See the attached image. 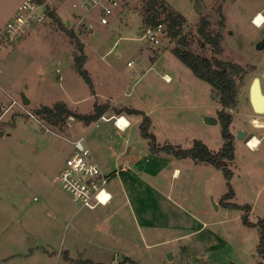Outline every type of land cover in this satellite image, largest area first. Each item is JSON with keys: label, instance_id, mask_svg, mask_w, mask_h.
Returning a JSON list of instances; mask_svg holds the SVG:
<instances>
[{"label": "rangeland", "instance_id": "1", "mask_svg": "<svg viewBox=\"0 0 264 264\" xmlns=\"http://www.w3.org/2000/svg\"><path fill=\"white\" fill-rule=\"evenodd\" d=\"M22 1L0 0V30ZM165 1L185 15L190 49L212 55L199 33L205 16L211 30L222 33L218 56L246 69L238 79V103L230 109L235 136L230 183L211 164L153 152L141 134L147 114L161 144L191 147L201 140L218 151L225 141L222 104L212 85L175 54L176 39L165 33L154 44L144 36L145 0H124L121 19L112 17L77 39L82 50L58 23L35 24L25 37L0 48V264H119L124 257L136 264H262L258 227L246 224L245 210L224 205L222 198L232 187L229 200L249 204L252 221L264 217V112H255L250 99L255 77L264 92V47L257 48L264 24L254 21L258 10L264 13V0ZM72 3L58 7L64 23L73 19ZM81 56L91 81L77 66ZM59 100L84 113L109 101L115 115L123 106L144 114L126 113L131 124L120 130L114 119L86 124L74 117L61 128L32 112ZM239 131L246 135L238 137ZM81 135L110 177L106 187L113 198L95 209L74 202L59 180L71 141ZM252 135L260 140L256 148L247 144ZM127 160L130 170L124 171Z\"/></svg>", "mask_w": 264, "mask_h": 264}, {"label": "trees", "instance_id": "2", "mask_svg": "<svg viewBox=\"0 0 264 264\" xmlns=\"http://www.w3.org/2000/svg\"><path fill=\"white\" fill-rule=\"evenodd\" d=\"M144 18L145 26L164 24L165 33L170 39H176L177 45L173 48L175 54L194 72L199 78L208 81L213 88L214 97L222 104V109L219 111V120L222 123V134L225 139L223 146L218 151H213L207 144L201 140H196L191 147H183L171 143L161 144L156 140V136L150 131L151 119L150 116L144 114L142 110L123 107L117 109L118 113H142L143 120L140 124L141 134L149 139L150 149L153 152H165L172 154L178 158H192L196 163L211 164L224 171V174L230 183L233 176V170L230 167L231 161L235 158V136L231 131L233 122V114L230 109L234 108L239 99L240 83L239 78L243 77L246 69L243 65L221 59L218 55L223 52L222 33L221 31L213 32L209 26V21L205 16L201 17L199 23V33L203 44L211 46L212 55L207 56L197 53L188 47V40L183 33V27L186 24L185 15L168 4L165 0H145L144 2ZM49 19L58 23L66 29L72 42H77V47L82 50L83 45L77 40L72 29L59 18L58 10L50 11ZM48 19V20H49ZM47 20V21H48ZM221 26H224V16L221 17ZM78 68L82 75L88 80L90 76L88 71L83 68L85 61L84 57H79ZM110 102H96L94 109L91 112L84 113L70 106L66 101L59 100L53 105H41L33 109V114L37 115L41 120L64 128L67 126L69 117L90 124L98 120L101 115L110 109H115ZM0 104V114H1ZM235 196V190L231 187L227 194L222 198V203L226 206L236 207L245 210L243 217L244 222L250 226H256L259 229V243L257 253L261 258V263L264 264V217H260L257 221L250 219L249 213L251 206L249 204H239L229 200ZM94 261L88 260L85 264H93ZM122 264H136L130 257H124L121 260ZM101 264V263H100ZM206 264V263H203Z\"/></svg>", "mask_w": 264, "mask_h": 264}, {"label": "built area", "instance_id": "3", "mask_svg": "<svg viewBox=\"0 0 264 264\" xmlns=\"http://www.w3.org/2000/svg\"><path fill=\"white\" fill-rule=\"evenodd\" d=\"M64 1L66 0H23L13 16L6 22L3 30H0V48L6 43L12 44L25 37L33 25L45 23L49 19L50 11H57L60 3ZM123 4L124 0H73V19L65 23L78 39L84 40L97 27L110 24L111 18L116 17L122 11ZM256 18L257 15L254 21ZM164 34L165 26L162 23L145 26L144 36L154 44L160 43ZM131 63L129 62V65ZM164 77L167 81L171 80L167 75ZM59 78L62 79V75ZM15 102L16 100L8 104L7 111L14 106ZM122 118H124L123 121H121ZM111 119H114L115 126L120 130L127 129L131 124L124 114L107 116L104 113L95 122L98 124L99 120ZM71 143L73 150L59 172L61 185L71 195L73 201L81 203L82 207L95 209L99 205H108L113 198L112 193L106 187L109 175L102 170L87 145L84 135L74 139Z\"/></svg>", "mask_w": 264, "mask_h": 264}, {"label": "water", "instance_id": "4", "mask_svg": "<svg viewBox=\"0 0 264 264\" xmlns=\"http://www.w3.org/2000/svg\"><path fill=\"white\" fill-rule=\"evenodd\" d=\"M263 47H264V37L257 44L258 49H262ZM21 99H22L24 104L30 103V99L23 92L21 93ZM250 99H251V103L253 105L255 112L263 113L264 112V92L262 89L261 79L259 77H255L253 79L252 86L250 89ZM206 121L216 123V122H218V119L213 118V117H207ZM244 135H246L245 131H239L238 137L242 138V137H244ZM109 211H110V208L107 209V212H109ZM34 242L35 241H34L33 237H31L30 243L32 244Z\"/></svg>", "mask_w": 264, "mask_h": 264}, {"label": "crops", "instance_id": "5", "mask_svg": "<svg viewBox=\"0 0 264 264\" xmlns=\"http://www.w3.org/2000/svg\"><path fill=\"white\" fill-rule=\"evenodd\" d=\"M123 6H124V4H123ZM123 6H122V7H123ZM58 12H59V11H58ZM123 13H124V8H123L122 11L119 13V15H117L116 17H118V18L121 19ZM257 13H260V14H262V16H264V13H263L262 11H260V10H258ZM257 13H256V14H257ZM58 14H59V13H58ZM59 18H60V17H59ZM60 19H61V18H60ZM48 21H52V20L49 19ZM48 21H47V22H48ZM61 21H62V20H61ZM101 27H103V26H101ZM164 75H167V77H170V78H171V76H170L168 73H164V74H163V77H164ZM164 79H165V77H164ZM70 106H71V105H70ZM72 107H73V106H72ZM114 107H115V106H114ZM123 107H129V106H123ZM123 107H121V108H123ZM73 108H74V107H73ZM132 108H134V107H132ZM75 109H76V108H75ZM93 109H94V108H93ZM136 109H137V108H136ZM139 110H140V109H139ZM92 111H93V110H92ZM113 111H114V109H110V110L106 111V113H112L111 115H114L116 112L113 113ZM90 112H91V111H90ZM126 113H127V112L124 111V112H122L121 114H124V115H125ZM111 115H110V116H111ZM255 148H256V147H255ZM127 163H128V165H124V166H122V170H124V171H126V170H130V168H128V166L131 165V161H130V160H127ZM176 170H178V168H176ZM112 195H113V194H112ZM108 208H110V211H111V207H108ZM108 208H107V209H108ZM107 209H106V212H107ZM110 211H109V212H110Z\"/></svg>", "mask_w": 264, "mask_h": 264}, {"label": "bare ground", "instance_id": "6", "mask_svg": "<svg viewBox=\"0 0 264 264\" xmlns=\"http://www.w3.org/2000/svg\"><path fill=\"white\" fill-rule=\"evenodd\" d=\"M257 15V18H256V24L257 25H262V20H263V18H264V16H262V14H260V13H257L256 14ZM123 119L124 118H122L121 119V121H123ZM259 142H260V140L257 138V137H255V135H252L249 139H248V141H247V144L251 147V148H255V147H257L258 145H259Z\"/></svg>", "mask_w": 264, "mask_h": 264}]
</instances>
